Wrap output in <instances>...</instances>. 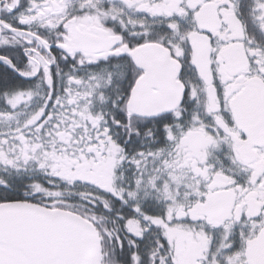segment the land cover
<instances>
[{"label":"snow or ice","instance_id":"6c2138e0","mask_svg":"<svg viewBox=\"0 0 264 264\" xmlns=\"http://www.w3.org/2000/svg\"><path fill=\"white\" fill-rule=\"evenodd\" d=\"M0 264H264V0H0Z\"/></svg>","mask_w":264,"mask_h":264}]
</instances>
